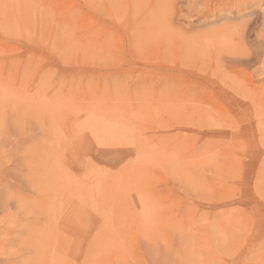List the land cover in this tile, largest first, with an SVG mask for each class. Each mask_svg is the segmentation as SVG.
Returning a JSON list of instances; mask_svg holds the SVG:
<instances>
[{
	"label": "rangeland",
	"instance_id": "rangeland-1",
	"mask_svg": "<svg viewBox=\"0 0 264 264\" xmlns=\"http://www.w3.org/2000/svg\"><path fill=\"white\" fill-rule=\"evenodd\" d=\"M0 264H264V0H0Z\"/></svg>",
	"mask_w": 264,
	"mask_h": 264
}]
</instances>
